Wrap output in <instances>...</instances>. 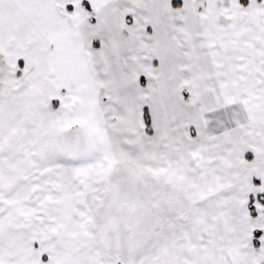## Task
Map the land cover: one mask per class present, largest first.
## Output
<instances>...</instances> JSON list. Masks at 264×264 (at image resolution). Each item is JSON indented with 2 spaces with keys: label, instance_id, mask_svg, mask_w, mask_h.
<instances>
[{
  "label": "snow or ice",
  "instance_id": "snow-or-ice-1",
  "mask_svg": "<svg viewBox=\"0 0 264 264\" xmlns=\"http://www.w3.org/2000/svg\"><path fill=\"white\" fill-rule=\"evenodd\" d=\"M0 264H264V0H0Z\"/></svg>",
  "mask_w": 264,
  "mask_h": 264
}]
</instances>
